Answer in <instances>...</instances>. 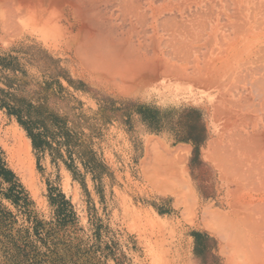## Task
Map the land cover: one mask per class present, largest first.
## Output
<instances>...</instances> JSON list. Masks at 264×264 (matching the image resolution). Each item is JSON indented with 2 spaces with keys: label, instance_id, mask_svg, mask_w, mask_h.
<instances>
[{
  "label": "rangeland",
  "instance_id": "rangeland-1",
  "mask_svg": "<svg viewBox=\"0 0 264 264\" xmlns=\"http://www.w3.org/2000/svg\"><path fill=\"white\" fill-rule=\"evenodd\" d=\"M141 5L134 38L156 65L128 79L93 70L73 44L0 26V157L12 173L0 177V264H264L236 257L224 233L234 215L264 218L263 184L233 170L230 130L261 106L255 94L241 110L235 87L251 89L244 75L264 56V16L237 18L232 0ZM153 8L165 22L220 12L219 25L183 46L161 21L153 27Z\"/></svg>",
  "mask_w": 264,
  "mask_h": 264
},
{
  "label": "bare ground",
  "instance_id": "bare-ground-1",
  "mask_svg": "<svg viewBox=\"0 0 264 264\" xmlns=\"http://www.w3.org/2000/svg\"><path fill=\"white\" fill-rule=\"evenodd\" d=\"M142 1L0 0V26L5 35L35 34L44 41H55L63 46L73 44L70 49L75 50V53L86 60L91 68L96 67L99 70V68L106 67L109 69L108 71L120 73L122 78L125 77L123 74L128 75L125 77L128 79L130 74L137 73L136 76H138L143 73L142 71L154 68V64L156 65L154 61L148 59L147 55H142L141 44H137L134 38L139 30V26L136 27L135 25V19L144 23L148 14L141 5ZM225 1L229 2V0ZM232 1L236 4L235 16L237 18L245 19L248 13L250 14L253 10H259L264 16V0ZM146 2L149 3L150 0H146ZM108 3L112 5L111 9L107 5ZM227 5L229 6V3ZM163 11L159 8L152 10L153 15H150V17L153 19V27L158 29V21H161L160 24L164 29L170 31L173 36L180 37L181 45L184 42L186 44V41L192 39V37L201 35L199 32L202 30L205 31L207 28H211L212 31H215L219 25L220 12L217 13V20L213 22L211 20L206 21V19L214 18V16L209 17L214 12L207 15L208 17H204V19L197 11L191 13L190 16H186V19L182 15L181 20L171 18V22H165L162 19L165 18V12ZM114 16H116L115 18L128 19L129 25H126L128 27L118 24L119 22L110 21ZM245 24L244 21L242 25H238V30L243 32L246 28ZM232 26L236 27V25ZM187 49H189V46ZM238 62L240 61L238 60ZM250 62L252 63L246 67L248 75H244V80L249 81L251 89L246 91L242 87L243 91L240 92L237 89L238 85L235 87L239 97L246 99V104H243L245 109H243V105H239V108L243 111L251 108L252 104L249 99H251V96L254 97L255 94L261 100V106L254 109L247 117H242L243 123H237L236 126L232 125L233 127L230 128L233 133V145H236V149L232 152L240 155L239 158H234L237 160V166L233 170L235 175L251 181L257 179L264 186V111L263 113L260 111V108L264 110V56L260 55L257 60ZM243 65L245 66V63L236 64L232 66L231 70H238ZM87 66L85 64V67ZM222 80L218 77L215 82H221V86H227L228 83ZM233 92L231 90L230 94L233 95ZM256 110H259V112ZM255 111L256 116H252V114L255 115ZM247 126L250 130L246 129ZM23 144L27 145V142L24 141ZM246 161H249L250 169L243 170ZM256 210L260 214L264 213L262 208ZM234 216L235 218L231 219V225L224 233L227 242L232 245L235 256H238L237 252H246V258L264 259V218L263 222L255 224L249 214L242 213L241 216L239 214ZM246 227L249 230V238L245 234Z\"/></svg>",
  "mask_w": 264,
  "mask_h": 264
},
{
  "label": "trees",
  "instance_id": "trees-1",
  "mask_svg": "<svg viewBox=\"0 0 264 264\" xmlns=\"http://www.w3.org/2000/svg\"><path fill=\"white\" fill-rule=\"evenodd\" d=\"M8 174H12L11 171L7 170L5 167H4V164L3 162L1 161V157H0V177H4L6 179H8Z\"/></svg>",
  "mask_w": 264,
  "mask_h": 264
},
{
  "label": "crops",
  "instance_id": "crops-1",
  "mask_svg": "<svg viewBox=\"0 0 264 264\" xmlns=\"http://www.w3.org/2000/svg\"><path fill=\"white\" fill-rule=\"evenodd\" d=\"M176 151V150H175Z\"/></svg>",
  "mask_w": 264,
  "mask_h": 264
}]
</instances>
